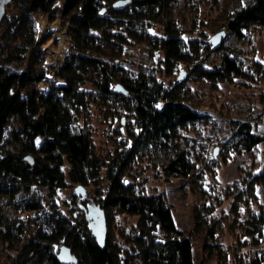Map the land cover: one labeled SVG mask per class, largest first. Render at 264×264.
<instances>
[{
	"label": "trees",
	"instance_id": "16d2710c",
	"mask_svg": "<svg viewBox=\"0 0 264 264\" xmlns=\"http://www.w3.org/2000/svg\"><path fill=\"white\" fill-rule=\"evenodd\" d=\"M13 1L15 11L4 13L0 22V62L5 64H0V239L19 251L10 264H62L56 258L62 244L71 247L77 264H195L191 241L176 227L164 197L140 192L124 176L137 155L151 152L163 156L160 167L165 176L190 175L196 161L179 141L180 130L202 115L186 103L183 83L165 85L151 70L128 74L118 60L127 37L150 40L162 52L168 70L179 62L192 63V74L209 80L238 74L237 58L226 50L212 68L198 62L197 40L191 41L193 52H188L173 18L176 0H130L119 9L113 7L114 0H65L61 6L58 0ZM56 9L68 50L60 64L51 66L44 61L42 47L50 36L38 38L35 14L53 21ZM225 20L226 29L242 38L251 25H264V0H249ZM151 22L163 25L162 35L148 34ZM24 60L27 66L22 70L7 66ZM51 69L55 78L45 89L39 87ZM114 80L127 95L112 90ZM87 82L94 89L85 90ZM97 98L119 104L134 118L125 139L106 157L95 151L90 133L76 126V119ZM233 128L234 150H250L263 140L252 131L250 121H233ZM260 177L264 178V171ZM103 180L106 190L92 201L104 209L106 222L113 210L137 216L135 235L129 239L131 253L121 249L110 231L100 246L86 218L72 223L54 201L56 189L71 184L84 188ZM6 205L17 215L11 216ZM32 216L37 225L20 243L24 221ZM205 247L209 256L215 252L212 244ZM243 264H264V255L255 254Z\"/></svg>",
	"mask_w": 264,
	"mask_h": 264
},
{
	"label": "rangeland",
	"instance_id": "374dc122",
	"mask_svg": "<svg viewBox=\"0 0 264 264\" xmlns=\"http://www.w3.org/2000/svg\"><path fill=\"white\" fill-rule=\"evenodd\" d=\"M64 1L58 0L57 3L61 6ZM248 1L176 0L172 7L173 18L188 52H193L191 41L197 40L195 44L200 53L197 61L203 60V65L212 68L221 61V53L228 50L240 64L236 75L223 80L201 78L192 74V63L186 62H179L168 70L162 52L147 38L135 40L127 37L118 60V65L128 74L151 70L165 85L183 83L187 89L186 103L202 115L199 121L180 130L182 136L179 141L188 147L196 161L190 175L165 176L160 167L163 156L151 152L137 155L124 176L140 192L160 193L164 197L176 227L183 230L191 241L195 264H243L255 254L264 255V222L261 223L264 220V178L257 179L264 171V25H251L243 31L242 38L225 27L228 15ZM15 9L14 1L10 0L5 6V14L11 15ZM55 11L53 21L47 15L42 18L35 14L38 38L50 36L42 47L44 61L51 66L60 64L68 50L65 28L60 23L58 9ZM147 32L151 36H160L163 25L151 22ZM218 32L223 33L221 44L215 47L223 48L219 52L213 50L210 41ZM0 64L4 63L1 61ZM7 66L22 70L27 63L24 60ZM49 71L45 75L47 81L39 84L43 89L55 78L53 70ZM55 82L60 83L61 80L55 79ZM117 84L119 82L114 80L111 87ZM83 88L94 89L90 82ZM233 121H250L252 131L263 140L250 150H234L231 141ZM133 122L130 112L119 104L97 98L76 119V126L90 133L95 151L106 157L125 139L127 128ZM67 167L65 163L63 168L66 170ZM104 171L102 168V173ZM106 184L103 180L98 185L85 186L84 190L89 198H98L106 190ZM77 186L71 184L54 192L56 205L72 219V223L86 222L83 207L89 203L82 195L77 196ZM45 193L43 189L42 194ZM5 207L11 216L17 215L15 208ZM106 224L107 231L112 233L121 249L130 252L132 244L129 239L135 235L137 216L113 210L112 218ZM36 225L37 220L33 216L24 221L25 232L20 243ZM257 227H260L259 231H255ZM211 232L213 237L210 238ZM207 244L214 246L215 252L211 256L205 247ZM18 252L9 249L7 243L0 239V264H10Z\"/></svg>",
	"mask_w": 264,
	"mask_h": 264
},
{
	"label": "water",
	"instance_id": "95a60500",
	"mask_svg": "<svg viewBox=\"0 0 264 264\" xmlns=\"http://www.w3.org/2000/svg\"><path fill=\"white\" fill-rule=\"evenodd\" d=\"M10 0H0V22L5 13V6ZM130 0H116L113 2L114 8H123L125 7ZM223 33L218 32L214 34L210 41L213 47H219L222 42ZM112 90L116 93L121 92L124 94H128L127 90H125L120 84H117ZM26 158L31 161V157L26 156ZM77 194L83 196V198H87L89 203L87 206L83 207L86 211L85 218L88 221V225L91 231V234L94 236L96 242L102 246L104 243V239L106 236L107 228H106V217L104 209L95 202L92 201L91 198L87 196L84 188L81 185H78L76 188ZM57 260L62 264H77L78 259L70 246L66 244H62L59 246L58 251L56 253Z\"/></svg>",
	"mask_w": 264,
	"mask_h": 264
},
{
	"label": "built area",
	"instance_id": "2783aa9c",
	"mask_svg": "<svg viewBox=\"0 0 264 264\" xmlns=\"http://www.w3.org/2000/svg\"><path fill=\"white\" fill-rule=\"evenodd\" d=\"M40 15H41L42 18L44 17V14L43 13H41Z\"/></svg>",
	"mask_w": 264,
	"mask_h": 264
}]
</instances>
